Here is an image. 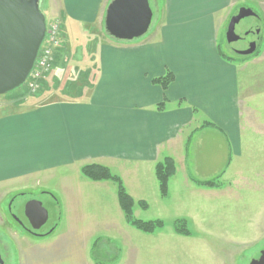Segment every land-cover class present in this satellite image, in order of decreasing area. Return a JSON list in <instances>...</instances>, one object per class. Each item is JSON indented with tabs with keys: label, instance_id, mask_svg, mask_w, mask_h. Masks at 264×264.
Masks as SVG:
<instances>
[{
	"label": "crops",
	"instance_id": "1",
	"mask_svg": "<svg viewBox=\"0 0 264 264\" xmlns=\"http://www.w3.org/2000/svg\"><path fill=\"white\" fill-rule=\"evenodd\" d=\"M109 1L60 0L52 15L61 46L40 92L0 106V186L88 163L154 176L170 155L180 181L196 187L194 178L225 172L209 169L222 153L227 167L231 150L241 155L244 69L216 42L243 0H164L161 18L136 42L104 34ZM166 75V88L154 81Z\"/></svg>",
	"mask_w": 264,
	"mask_h": 264
},
{
	"label": "rangeland",
	"instance_id": "2",
	"mask_svg": "<svg viewBox=\"0 0 264 264\" xmlns=\"http://www.w3.org/2000/svg\"><path fill=\"white\" fill-rule=\"evenodd\" d=\"M163 3L164 0H149L153 17L144 36L161 18ZM243 6L254 7L260 20L253 15L244 17L235 25V32L242 34L247 26H256L259 31L249 36L256 39L255 52L245 55L230 51L233 47L240 51L243 46L225 39L230 15L216 43L224 55L244 69L241 97L249 135L239 157L232 150L228 153V167L225 152L209 167L225 171L219 175L220 185L204 188L182 182L181 170L176 173L175 164L174 178L169 180L168 193L162 197L155 173L153 176L144 171L142 176L140 171L138 178L134 171H126L127 166L104 165L122 179L134 199V217L163 220L164 226L153 233H144L125 221L111 180H88L78 168L0 186V254L4 264H96L91 258L96 249L103 252L99 258L102 264L114 259L113 264H250L259 256L264 248V0H243L231 13ZM40 7L47 23H57V39L61 42V23L52 15L59 10L60 0H41ZM223 18L224 15L220 21ZM25 93L22 84L0 95V106L8 98ZM247 101L254 105L252 112L246 108ZM31 199L41 201L48 212L47 224L37 231L43 236L26 233L8 213L10 204L15 212L14 206L18 208ZM138 201H145L146 208ZM176 219H185L190 234L174 231Z\"/></svg>",
	"mask_w": 264,
	"mask_h": 264
},
{
	"label": "water",
	"instance_id": "3",
	"mask_svg": "<svg viewBox=\"0 0 264 264\" xmlns=\"http://www.w3.org/2000/svg\"><path fill=\"white\" fill-rule=\"evenodd\" d=\"M251 15L255 12L243 6L230 17L225 34L229 42L240 38L235 25ZM152 17L149 0H110L105 9L103 29L109 38L129 42L148 32ZM45 33L46 18L39 0H0V95L25 82ZM255 49L253 41L237 52L249 55ZM24 215L33 230H38L48 219L47 210L36 199L25 203ZM0 264H4L1 257ZM250 264H264V248Z\"/></svg>",
	"mask_w": 264,
	"mask_h": 264
},
{
	"label": "trees",
	"instance_id": "4",
	"mask_svg": "<svg viewBox=\"0 0 264 264\" xmlns=\"http://www.w3.org/2000/svg\"><path fill=\"white\" fill-rule=\"evenodd\" d=\"M227 58L230 59L229 57ZM170 80V76L166 75L163 77H159L154 81L159 83L161 87L166 88ZM174 172L175 163L173 161V158L170 156H165L160 161L155 163L154 173L158 182L159 193L162 197L166 196L168 193L169 180ZM81 173L88 180L95 182L102 180H111L116 185L118 203L123 212L124 219L129 225L144 233H153L155 230L160 229L164 226V222L162 219L143 220L133 216L132 207L134 205V199L127 192L122 179L119 176L112 174L108 167L99 163H88L81 166ZM218 179L219 176L206 180L193 179V182L199 187L214 188L220 185L218 184ZM138 204L143 208H146L147 206V203L145 201H138ZM173 228L177 233H181L184 235L190 234L189 230L186 227L185 219L174 220ZM100 238L102 237L100 236L96 238L95 241H98ZM95 246L96 245H93L92 247L94 251ZM102 255L103 252H99L96 249L95 253H91V258L93 261H95L96 264H102V261L99 259ZM115 261L116 260L114 259L112 262H110V264L115 263Z\"/></svg>",
	"mask_w": 264,
	"mask_h": 264
},
{
	"label": "built area",
	"instance_id": "5",
	"mask_svg": "<svg viewBox=\"0 0 264 264\" xmlns=\"http://www.w3.org/2000/svg\"><path fill=\"white\" fill-rule=\"evenodd\" d=\"M59 45L57 39V23L48 24L44 41L40 47L30 77L26 82V88L29 94H34L40 88V81L51 68L53 59V50Z\"/></svg>",
	"mask_w": 264,
	"mask_h": 264
},
{
	"label": "flooded vegetation",
	"instance_id": "6",
	"mask_svg": "<svg viewBox=\"0 0 264 264\" xmlns=\"http://www.w3.org/2000/svg\"><path fill=\"white\" fill-rule=\"evenodd\" d=\"M245 7H247V6H245ZM240 8V7H239ZM239 8H237V10L234 12V13H231V15H230V17L231 16H233V15H235L237 12H238V9ZM249 8H251L256 14L255 15H253L252 17L253 18H255L256 20H260V17H259V14L253 9L254 7H252V6H249ZM230 17L228 18V20H227V25H228V21H229V19H230ZM227 25H226V27H227ZM256 26H247L245 29H244V31H243V33L242 34H238L239 36H240V38L239 39H237V40H235V41H238V42H240V44L241 45H243V46H241V48L240 49H245V48H247V46H248V44L250 43V42H256V39H251V38H249V36H250V34L252 35L254 32H256L257 33V31H256ZM225 39H226V41H227V43H230L228 40H227V38H226V36H225ZM228 49H230L229 47H228ZM230 51H234V52H236L237 54H239L237 51H238V49H236L235 47H233V48H231L230 49ZM255 52V51H254ZM243 58V57H242ZM12 203V202H11ZM25 203L26 202H24L22 205H20V206H18V208L16 207V206H14V209L16 210L15 212L12 210V206H11V204L9 205V208H8V213H9V215H10V217L12 218V220L13 221H15L26 233H28V234H30V235H32V236H42L43 234L42 233H39V232H37V231H40L41 229H42V227L43 226H45L46 224H47V222H48V219H47V221H46V223L44 224V225H42L38 230H33L32 228H31V226H30V224H29V222H28V220H27V218L25 217V215H24V205H25ZM0 256H1V254H0ZM4 262V261H3Z\"/></svg>",
	"mask_w": 264,
	"mask_h": 264
}]
</instances>
